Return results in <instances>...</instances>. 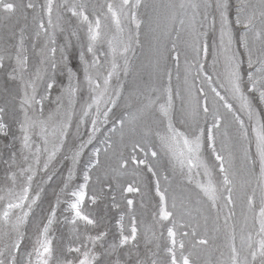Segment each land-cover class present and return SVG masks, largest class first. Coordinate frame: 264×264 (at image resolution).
Returning a JSON list of instances; mask_svg holds the SVG:
<instances>
[{
    "label": "rangeland",
    "instance_id": "obj_1",
    "mask_svg": "<svg viewBox=\"0 0 264 264\" xmlns=\"http://www.w3.org/2000/svg\"><path fill=\"white\" fill-rule=\"evenodd\" d=\"M162 1L163 0H142V4L139 8H132L131 4H133L135 0H130V5L128 9H126V11L129 12V16L127 18L121 16L120 28L122 31L117 29L115 23H113L111 19V14L107 11V4L109 2L113 3V5L116 7V10L119 11L121 0H66V2L65 0H54L53 12L51 15V25L48 23L49 17L46 12V0H31V2L34 3L36 7L34 9L27 10V12H25L23 15L17 14L16 17L10 20H4L0 18V54H4L6 56L5 67L0 69V107L6 108L7 111L4 116V120L9 125L8 135H0V197H3V199H0V213L3 212L10 200H15V194L20 193L22 188L25 186L27 175L32 174L31 172H26L24 176L21 177L20 170L28 168V166L31 165L35 172L29 189V199L25 201V208L13 210L10 216L9 224L6 227L0 226V250L5 251V257L0 258H5L7 264L10 257H8L5 246L11 245L21 235L23 237L21 240V248L19 252L14 253L16 256L15 264H26L27 253L32 252L33 246L35 245L38 236L42 232L43 225L47 223V218L50 215L53 207H55L56 215L52 225H50L49 237L52 239L54 254L58 256L62 250L66 251L68 246L73 245L76 241L73 239V237H71L69 229L73 228V226L68 222V218H70L71 215L70 211L68 210V203L70 202L69 193L70 191L75 190L79 184L83 183V173L89 158L93 155L94 150L100 149L101 160L106 164H110L112 167H117L118 161L121 158V154H123L124 158L128 157L129 153L131 152L132 143L136 142L134 140L135 137L142 138L146 120L143 119V117V122L140 120L139 125L137 124L138 132L136 134H131L128 128L132 125L130 126L128 123V114L133 113V110L137 109L134 108L135 105L140 106V103L144 101V97H141L140 99L138 97L137 99L132 98L129 103H124V101L127 100L124 99V96H126L128 91H132V89H134L132 86V84L134 85L133 74L136 75L140 70H143L146 67V63L143 61L144 59L141 58V56L146 55L145 48L147 43L146 40L148 38V29L146 27V23L149 22L150 14L151 16L158 14V12H154V10L158 4H164ZM182 2L188 3L189 0L165 1L166 4L172 3L174 5L177 3V18L182 17V15L178 14L179 10H181L179 9V5ZM203 2L204 0H201V3ZM208 2L212 6L205 9L203 3V6L201 7V14H203L205 10H207L208 14L211 11L209 15L212 14V18L209 19V17H211L209 15L207 20H203V15L196 17L197 20H199L202 24L204 22L203 27L200 26L201 30H199L200 33L204 34V36L207 35V37L203 38L204 43L202 42L203 44H201L203 46H207L208 44L210 45V43H212L210 20L213 21V18L215 17L216 20L219 21L218 26L220 25L219 15L215 9H212L214 8V4L212 3L214 0H208ZM229 3L231 5L230 19L234 20L237 0H229ZM154 4H156V6ZM74 5L77 6V8H79V6H83L85 13L89 16L90 21L94 22L96 17H99L101 20V38L93 46L94 51L91 53L87 51L90 43L87 31L88 25L86 23H82L78 17L73 16L71 12L68 11V9ZM209 9L210 11H208ZM132 12H135L137 14V18L142 22L139 29H137L131 22ZM182 19H177V21ZM41 21L44 23L46 31L39 29L38 25ZM178 25L179 24L177 22L175 29L176 34L179 33L181 28L180 25ZM158 26L159 24L157 25V28ZM203 28L207 29L204 30ZM38 31L40 32L39 36L36 35ZM73 33H75V35H73ZM242 33L243 29L239 26L234 25L232 27L233 43L231 48L232 51L237 54V57L240 61V73L243 80L242 88L245 94L249 96L250 93L247 91L249 86L247 77V72L249 71L248 49L242 47L238 43ZM21 38H23V48L21 50V55L22 57H27V66L22 73L18 74L17 79L11 80L8 78L7 74L11 71L12 67H15V56L17 54V47L20 44ZM109 41H112V47L109 46ZM248 41L249 46L253 51V58H255L257 55V50L261 47L260 42L255 41L251 33L248 35ZM124 44H130L131 47L127 53L121 55ZM209 45L207 46L209 47L207 49L208 54L201 52V60L199 61V64L196 65V67L195 64L191 62V64L194 65V67H190L191 74L194 78V82L196 83L195 86L198 94H200L199 76L206 80L205 76H210L208 63L213 58L219 56V53L216 49L214 50L213 54L211 53L213 48L210 49L211 46ZM113 47L116 49L115 53L112 51ZM53 48L55 49L54 53L51 51ZM168 48L170 50L169 54L172 55V58L176 56L177 52H180L179 48L173 50L172 43L168 44ZM220 49L222 50L221 47ZM223 52L226 55L229 54L224 50ZM81 54L84 56L83 61L80 59ZM8 56H11L12 59H8ZM94 59H98L100 64L96 67H91ZM125 60H127V66L125 65ZM53 61L56 64L55 69L51 67ZM85 61H87L89 65L87 75H90L95 82L100 84V89H96L94 91V85L91 87L89 86L86 80V73L84 71ZM172 61L170 65L173 64L175 66V60L173 59ZM113 62H115L117 67L109 81L108 91L102 97H100V103L97 106V104L93 103V98L98 96L99 92L103 90L104 77L107 75L108 71L112 70ZM201 65L203 66V72L200 69ZM198 68L200 71H198ZM68 69H72L75 74L71 78L69 76ZM167 69V72L165 71V73L168 74L164 76L165 73H163V83L167 86L164 84L162 86L165 87L163 88V91L166 93V98H168L167 89H171V91H173L171 92L173 106L171 108L172 116L174 112L178 110V90L182 89V86H178L179 88L177 87V85H180V83L176 84V82H178V78L176 77L175 72L172 71L171 68ZM38 71L42 77L41 79H36V73ZM52 72H54L53 80L50 79ZM172 77L173 80L171 81ZM137 78L138 76L135 77L136 80ZM174 79L176 80L174 81ZM32 80H35L36 98L40 99L41 96L45 95L47 98L43 100L42 105L33 104V107L28 109V115L33 120L39 121L47 120L49 114H51L52 119L47 120L45 131L43 132H41V128L38 124L29 130L31 148L25 149L22 146V133L19 129V124L24 119V114L20 108V103L25 91L31 95L32 90L31 88L27 87V82ZM49 82L53 83V88L47 90L46 92V84ZM70 83L76 88V92L72 96H69L66 92V89L69 87ZM175 86L176 93H174ZM83 87L84 89L82 90L81 94V89ZM117 90H119V96L116 95ZM175 95H178L177 98ZM252 98L255 99L254 103L257 106H252L253 116L251 119H249V122L243 129L244 131H247V139H244L241 135L242 130L236 121H234V127L232 128L236 135L234 140L232 142H226L227 144L223 143L224 132L220 130L222 129L221 126L218 129H213V134L215 137V153L212 151V147L209 146V142L206 139V133L205 136L202 137L200 158L204 162V165L207 166V169L211 174L210 177L205 174V168L200 167L192 169L190 174L191 179L189 180L187 167H185L186 169L181 170L179 166L180 177L185 182L183 185L182 183L177 184L170 181L174 179H170V177H168L165 173L166 168L161 166L163 165V159H154L158 165L157 163H155V165L150 162L156 167L155 170L158 173L156 177H153L151 173L147 172L143 166L140 170H138L137 173H134L132 169L135 168V165H129L126 174L122 175V177L120 176V178H122V181L120 182L123 184L124 182H132L135 180L137 182V186L140 187L141 192L129 195V198L134 200V209L132 212H128V210L123 206V201H120L122 205L120 211L125 213V224L127 225L128 223V216L135 215L138 227L140 228L141 237H143L146 232L149 236H151V232L148 230L152 229V225L154 223L153 213L156 210L158 201V197L155 194V180L159 179L160 183L162 180L163 184H160L161 189L167 188L169 205H171L173 198H175L178 207L181 204V201H183V203L187 205V209L191 211L192 217L200 220L201 225H203L204 222L203 219H201L200 214L197 212V209H199L203 215L209 216V230L213 229L214 227H220L221 229L218 233L210 231V235L216 236L214 248L209 252H202L197 264H209V262H211V264H222L228 255V249L226 247V244L228 243V233L233 231L234 228L236 244L239 247L241 235L246 234L248 226L252 222L251 214L248 213L244 205L243 195L244 191L247 189V182H251L253 187L256 185V176L259 173V160L256 153V132L254 129L257 128L259 124L264 123V103L260 102L258 94L253 95ZM113 100H115V104L111 102ZM238 100L241 113L234 115L239 116L240 119L244 121L243 117L246 116L245 113L249 117L248 110L241 106V101L239 98ZM133 101H137L135 103L139 102V104H135ZM199 101L201 104L203 103L202 95ZM144 103H141L143 104L141 106H144ZM89 105H91V107H89ZM97 107H99V114L97 113ZM109 108L112 110L108 114L107 122H105L103 112L107 111ZM72 111H75L78 116L83 114V117L75 123L68 121ZM85 111H87V115H84ZM93 119L97 121V130L95 132H93ZM119 119L125 120L126 126H124L123 129H121L120 124L117 122ZM175 119H173L174 124L176 121ZM233 120L235 119L233 118ZM213 122L214 120L212 122H206L205 127L203 126V128H210ZM64 123H67L68 127L66 129V135L63 139V144L60 147V150L56 153L55 158L49 161L48 157L53 151V146L60 143L61 126ZM140 125L144 128L141 129V127H139ZM176 127L179 128L178 126ZM125 128L127 132H125ZM127 133L128 135L126 136ZM155 135H151L152 138L156 137ZM90 136L92 137V142L88 143ZM45 137L48 139L47 144L44 143ZM149 137L150 136L145 137L147 141H145L143 144L145 149L147 150L148 146L150 147V145L153 144V149L155 148V151H159V147L157 145L158 143L153 141L157 137L154 139H151L150 137V140H148ZM121 142L123 145H126L123 146ZM82 143L85 146L81 149L80 145ZM108 143H111L112 147L108 148L107 153H105L104 150L107 148ZM206 144L207 146H205ZM205 147L210 150V153L206 151ZM229 148L234 150L233 159H230L231 157L229 155L231 154V150H229ZM235 148H237V150ZM37 149H39L38 152ZM78 150L80 151L78 162L74 163L73 156ZM223 150H225V153H221ZM246 152L247 159L245 156ZM11 153H15V164L9 168L8 164H5L4 161L8 160ZM215 154H219L224 157L225 167L230 171V176L235 178L234 180L236 183V205L234 209L236 216L233 217L231 221H229V227L227 229L224 228V217L227 215V209L223 207V198L221 197V200L218 199L217 201L218 209H210V202L206 197H203L202 193L197 187V184H207L209 178H211L212 182L217 185L218 189L222 188V186H220L222 174L219 172V162L215 160ZM143 155V153H138L140 158H144ZM227 155L228 158L226 159ZM24 156H27L28 159L24 160ZM37 157L39 159V163H36ZM253 161L256 164L254 170L252 163ZM45 163L48 164L47 168L44 167ZM13 172L17 175V180L15 183H13L9 178L10 174ZM70 173L72 175L69 181ZM146 173L148 174L147 176ZM91 175L92 180L89 182V191L98 187L95 182L97 171L93 170ZM164 175L168 177L167 182L163 180L165 177ZM49 177H51V179H49ZM66 183L67 188L65 187ZM37 193L39 194L38 198H36ZM219 195L220 193L218 192V196ZM33 198H36V203L32 205L26 221L20 225L19 232H17L16 229L12 227V225L16 222V217L18 215H22L23 211H28L27 205L31 203ZM117 199H120L118 188ZM257 203H259L258 200ZM217 215H219L218 222H216ZM118 216L119 212L116 210H112L107 213V220L111 229L107 238L108 241H112L116 235L117 229L115 227V222L116 219H118ZM189 219L191 218L185 216V220ZM152 230L156 232L157 236H159V232L161 231L159 226ZM83 231L84 229L81 227L80 232ZM201 231H203V228H201ZM72 239L73 242H71ZM159 242L161 245H163L164 237H160ZM151 247L154 251L156 250L154 244ZM140 249L141 252L145 251V241L143 238H141L140 241ZM221 252L224 253V256L220 255ZM161 257H163L162 251ZM32 260L33 264H35L34 254L32 256ZM51 264H55V260H53Z\"/></svg>",
    "mask_w": 264,
    "mask_h": 264
},
{
    "label": "snow or ice",
    "instance_id": "obj_2",
    "mask_svg": "<svg viewBox=\"0 0 264 264\" xmlns=\"http://www.w3.org/2000/svg\"><path fill=\"white\" fill-rule=\"evenodd\" d=\"M66 2V0H65ZM54 0H46V12L49 17V25H51V15L53 12ZM142 4V0H135L131 4L132 8H139ZM130 5V0H121L119 5V11L113 3L109 2L107 4V11L111 14V19L115 23L117 29L122 31L121 16L127 18L129 12L126 11ZM212 5L209 4L208 0H204V7L207 9ZM36 5L31 2V0H0V18L4 20H10L17 16V14L23 15L27 10L34 9ZM170 7L175 8V5H170ZM190 7L193 10L191 17V27L195 30L196 28V17L201 15L198 11L200 4L194 2V0H189L187 4L180 3L179 9L184 10ZM214 9L219 15L220 20V46L226 52L229 53L225 56L226 61V78L230 90L237 96L241 101V106L248 110L249 118L253 116L251 100L249 96L245 94L242 84L243 80L240 73V61L237 54L232 51V27L239 26L243 29L238 43L248 49V93L258 94L260 102L264 103V0H237L235 19H230L231 15V5L229 0H214ZM73 16L80 19L82 23L88 25V39L90 41L87 51L93 52L94 45L101 38V20L96 17L94 22L89 20V16L85 13L83 6H72L68 9ZM26 19V16H25ZM171 19H175V13L171 16ZM208 19V13L205 11L203 13V20ZM131 22L135 25L137 29L141 27V21L137 18L135 12L131 13ZM181 25L185 23L182 19L180 21ZM203 27V24L200 25ZM39 29L46 31L44 23L41 21L38 25ZM252 34L255 41H259L261 47L257 50V55L253 58L252 48L249 46L248 35ZM37 36L40 35L38 31ZM75 35V33H73ZM179 38V37H177ZM109 46L112 47V41H109ZM130 44H124L121 55L127 53L130 49ZM23 48V38L20 40V44L17 47V54L15 56V67L11 68V71L7 74L8 78L11 80L17 79L18 74L22 73L27 66V57H22L21 50ZM176 44L173 43V50H175ZM54 53L55 49H51ZM113 53L116 49L112 48ZM194 51L197 56L203 53H207V47L203 45L197 46ZM12 59L11 56L7 57ZM6 56L0 54V69L5 67ZM66 59V58H65ZM80 59L83 61L84 56L81 54ZM178 59V57H177ZM84 71L86 73V80L89 86H93V90L100 89V84L95 82L90 75H87L89 65L85 61ZM100 64L98 59H94L91 67H96ZM125 65L127 66V60H125ZM51 67L55 69L56 64L53 61ZM117 65L115 62L112 64V70L107 72L104 77L103 84L104 88L98 94V96L93 98V103H100V97H102L108 91V85L111 77L113 76ZM203 70V66H200ZM70 78L75 74L72 69H68ZM22 78V77H21ZM39 71L36 73V79H41ZM205 79L211 82V76H205ZM27 87L31 88V95L27 91L21 98L20 108L23 111L24 119L19 124V129L22 133V146L25 149H30V135L29 130L36 126L37 124L41 128V132L45 131V126L47 120H51L52 116L49 114L47 120H33L28 115V109L35 105H42L44 99L47 96H41L40 99L36 98V86L35 80L27 82ZM53 88V83L49 82L46 84V92ZM69 96H72L76 92V88L69 84L66 89ZM168 98L166 103L160 104L158 111L162 114L164 118L167 119V131L165 134L156 133L157 139L159 140L160 146L166 149L172 158L179 164L181 170L185 167L188 169L189 180L191 179V172L193 168H205V174L210 177V172L207 166L200 158V152L202 147V137L205 136L209 142V146L212 147V151L215 153L214 147V134L213 129H218L220 127L222 117L217 113L214 114V122L210 128H199L191 134H186L184 131L180 130L173 123L171 116L172 108V95L171 89H167ZM216 97L220 101H223L224 108L228 112H232L233 106L225 100V97L220 94L215 88L212 89ZM200 94L204 96V101L201 104L197 100V104L202 108L205 115L209 113V107L207 102V95L204 93L203 89H200ZM116 95L119 96V90H117ZM115 104V100L111 101ZM156 101L152 100L149 104L145 105L143 108L138 109L139 114L129 113L128 123L132 125L129 128L131 134L137 133V124L143 118V114L146 113ZM27 106V107H25ZM91 107V105H89ZM42 110V109H41ZM112 109H108L103 112L105 122H107L108 114ZM6 108L0 107V135L7 136L9 132V125L5 122L4 116L6 114ZM97 113L99 114V107H97ZM85 111L84 115H87ZM199 113H197L198 115ZM235 121L240 125L241 135L244 139H247V131H244V121L240 119L239 116L234 115ZM121 129L125 126V120L119 119L117 121ZM97 121L92 120L93 132H95ZM68 127L67 123L61 126L60 131V143L53 146V151L49 154L48 160L51 161L55 158L56 153L60 150L63 144L64 136L66 135V129ZM115 130V129H113ZM256 132V153L259 160V173L256 176V185L252 186L251 182H247V189L244 191L243 202L248 211L251 214V224L248 226L246 234L240 237V246L236 244L235 230L228 233V243L226 247L228 249V255L222 262V264H264V123L259 124L257 128L254 129ZM152 135V130L146 128L143 130V136L148 137ZM92 142V137H89L88 143ZM44 143H48L47 137L44 138ZM85 145L82 143L80 148L82 149ZM111 143L107 144L105 148V153H107L108 148H111ZM39 149H37V152ZM138 153H143L144 158H140ZM149 154L151 158L155 159L158 157V152L155 150H146L145 146L139 142H133L131 146V152L127 158L123 157L118 161L117 167H112L110 164H106L101 160L100 149H95L93 155L89 158L86 164L85 171L83 173V183L79 184L75 190L70 191L69 197L70 202L68 203V210L70 211V218L68 222L73 226V233L75 243L67 247L66 251H61L57 256L54 254V249L52 246V239L49 237L50 225H52L56 210L55 207L52 208L50 215L47 218V223L43 225L42 232L38 236L35 245L33 246L32 252L27 253L26 264H33L32 256L35 255V264H51L55 260V264H197V261L202 252H209L214 248L216 236L210 235V231L218 233L220 232V227H214L209 230L208 221L209 216L203 215V213L197 209L200 214L201 219H203V225H201L200 220L192 217L191 211L187 209V205L181 201V204L177 205L175 198L171 205L168 202L167 188L161 189L160 180H155V194L158 197L156 210L153 213L154 223L152 229L157 226L161 229L159 236L152 229L148 231L151 232V236L146 232L143 237H141L140 228L138 227L137 219L135 215L128 216V223L125 224V213L121 212L122 207L121 202L123 201V206L132 212L134 209V200L129 198L130 194H137L141 192L137 182L133 180L132 182L120 183V176L125 175L129 165H135L133 169L134 173L143 166L147 172L151 173L153 177L157 176L155 166L150 163L148 157ZM80 151H76L73 156L74 163L78 162V157ZM247 159V152L245 153ZM28 157L24 156V160ZM215 160L219 162L218 169L222 174L221 186L222 189L212 182L209 178L207 184H197L203 197H206L210 202V209H217V201L221 197L223 198V207L227 209V215L224 217V228L229 227V221L236 216L235 205V191L236 183L233 177L230 176L228 168L225 167V159L222 155L215 154ZM8 164L9 168L15 164V153L9 155L8 160L4 161ZM36 163H39L37 157ZM253 170L256 167L253 161ZM45 168L48 164L45 163ZM96 170V184L97 188L89 191V182L92 180V171ZM26 172H31V175H27L25 180V186L22 188L21 192L15 194V200H10L3 212L0 213V226H7L10 221V216L12 211L15 209H24L25 201L29 199V189L33 180L35 172L31 165L28 168L20 170V176L23 177ZM71 173L69 174V181L71 179ZM13 183L17 180L16 173H11L10 177ZM51 179V177H49ZM165 180L168 179L167 176L164 177ZM67 188V183L65 185ZM117 188L119 189V197L117 199ZM218 192L220 195L218 196ZM38 193L37 197L38 198ZM36 198L31 200V203L27 205L28 211H23L22 215L16 217V222L12 225L17 232H19V227L23 224L28 215L33 204L36 203ZM3 199V197H0ZM257 200L259 203H257ZM102 206V207H101ZM116 210L119 212L118 219H116L115 227L117 229L116 235L112 241H108V235L111 231L108 220L107 213L109 211ZM185 216L191 219L185 220ZM247 219V217H246ZM219 220V215L216 217V222ZM83 227L84 231L80 232V228ZM203 228V231H201ZM160 237H164L163 245L159 242ZM141 238L145 241V251L141 252L140 241ZM22 235L19 236L11 245H6V250L8 253V264H15L16 256L15 252H19L21 248ZM154 244L155 251L151 247ZM99 249V250H97ZM161 251L163 252V257H161ZM224 256V253H220ZM0 257H5V251L0 250ZM0 264H5V259L0 258ZM211 264V262H209Z\"/></svg>",
    "mask_w": 264,
    "mask_h": 264
},
{
    "label": "bare ground",
    "instance_id": "obj_3",
    "mask_svg": "<svg viewBox=\"0 0 264 264\" xmlns=\"http://www.w3.org/2000/svg\"><path fill=\"white\" fill-rule=\"evenodd\" d=\"M165 1L167 2V0L162 1L165 5L164 4H160V5L158 4V6L155 7L156 4H154L155 5L154 6L155 7L154 12L157 11L158 12L157 15H154V16L153 15L151 16V14L149 15V18H150L149 22L146 23L147 24L146 27L148 29V38L146 40L147 43H146V48H145L146 55H144L142 53L144 56H141V58L144 59L143 61L146 63V67L143 70H140L136 75L133 74L134 85L132 84V86L134 89H132V91H128L126 96L123 95L125 97V98L124 97L123 98L125 100L127 99L126 101H124V103H129V101H131L132 98L137 99V97H138L140 99L141 97H144V101L141 102V100H140V102L141 103L145 102L144 103V106H145V105L149 104L150 101L155 100L156 103L153 104L151 106V108L146 113L143 114V117H144L143 119L146 120L144 127H145V129L150 128L152 130V133H153L152 135H155V133H157V132H159L160 134H165L167 131V128H166L167 119L162 116V114L158 111V108H159L160 104H164L167 101V98L165 97L166 93H164V91H163V88H165V87L162 86L164 84L163 83V73H165L167 68H169V69L171 68V70L175 72V75L178 78L177 79L178 82H176V84L180 83V85H177V87L182 86L181 87L182 89L178 90L179 96L177 95L179 98V99H177V101H178V103H177L178 110L177 111L178 112L176 111L172 115L173 119L176 118L175 119L176 120L175 126H178L179 129L184 131L186 134L191 135L197 129V126L199 128H203V126L205 127L206 122H209V121L212 122L214 120V114L218 113L222 117V121L220 124L222 129H220V130L224 132L223 143L227 144L230 141L232 142L234 140L235 135H236L235 132L232 130V128L234 127L233 124L235 121V120H233V118H234L233 116H234V114H240L241 109L238 105V101H239L238 97L235 96L232 93V91L230 90V86L228 85V81L226 78V61H225L226 54L223 52V49L222 50L220 49V47H221L220 46V27H219L220 25L218 26L219 21H217L215 17L213 18V21L210 20L211 21L210 29H211V35H212V40L211 39L210 40L212 41V43H210V45L209 44L208 45L211 46L210 49L213 48V50L211 52L212 54H213L215 49L219 53V54L217 53L219 55L218 57L213 58L208 63V69L210 71V76H211V82L204 80L201 76H199V78H200V82H199L200 86L199 87H200V89L202 88L204 93L207 95V102H208V107H209V113L207 115H205L202 111V108L199 107L197 104V100H200L201 94H198V91L196 89V86H195L196 83L194 82V78L191 74V68H192V66L194 67L193 64H195V67H196V65H198L199 61L201 60V54L199 56H197L194 49L197 46L204 43L203 38L207 37V35L204 36V34L200 33L199 30H201L200 29L201 28L200 27L201 22L199 20H197V18H196L197 23H196L195 30L191 27V17L193 14V10L190 7L186 8L184 10H179L178 14L182 15L183 20L185 21V23L183 25H181V23H180L181 20L177 21V19H180V18L182 19V17L177 18V12H178V9H176L177 3L174 4L175 8H172V7H170V5H173V4L172 3L166 4ZM194 2L200 4V8L198 11L200 13H202L201 7L203 6L202 4L204 2L201 3V0H194ZM184 3L187 4V2H184ZM212 3L214 4V2H212ZM208 8H210V7H208ZM151 9H150V11H151ZM212 9H214V8H212ZM205 11H207V10H205ZM208 11H210V9ZM173 13H175V19H171V16L173 15ZM210 13H211V11L209 12V14ZM201 15H203V14H201ZM209 16H211V17H209V19L212 18V14ZM157 17H158V19H157ZM202 18H203V16H202ZM177 22L181 27L178 34L175 33ZM157 23L159 24L158 28H157V25H158ZM203 24H204V22H203ZM205 29H207V28H205ZM177 30H178V28H177ZM203 31H201V32H203ZM207 32H209V31H207ZM177 37H179V38H177ZM169 43H172V44L175 43L176 44L175 50L177 48H179V51H180L179 53L177 52L176 56L173 58L171 57L172 55L169 54L170 53L169 52L170 50L168 48ZM208 48L209 47H207V49ZM177 57H178V59H177ZM173 59L175 60V66L176 67L173 64L170 65L171 61ZM172 62H174V61H172ZM191 62H193V64H191ZM198 71H200L199 68H198ZM166 74H168V73H165L164 76ZM137 76H138V78L136 80L135 77H137ZM173 77H172V79L170 78L171 81L173 80ZM167 78H168V76H167ZM50 79H52V80L54 79V72L51 73ZM175 80L176 79H174V81ZM165 86H167V85H165ZM170 88H171V86H170ZM172 88H173V86H172ZM211 88L212 89L215 88L218 92H220L221 95H223L225 97V100L228 103L232 104V106H233L232 112H228V110L226 108H224V106H223L224 102L220 101L219 98L216 97L215 93L212 92ZM83 89H84V87L81 89V94H82ZM171 92H173V91H171ZM174 93H176V86H175V92ZM253 95H256V94H254V93L249 94V97L251 100V105L257 106L254 103L255 99L252 98ZM177 96H176V98H177ZM203 101H204V96H203ZM135 102H137V101H135ZM141 103H140V106L138 105L139 107L137 105H135L134 108H137V109L133 110L134 114H139L137 112V110L144 107V106H141V105H143ZM135 104H139V102L135 103ZM119 105H121V104H119ZM130 111H132V110H130ZM197 113H199V114L197 115ZM245 115L246 116L243 117L244 127L246 126V124L249 122V119H250L246 113H245ZM82 117H83V114L78 116V114L75 111H72V113L69 116L68 121L75 123V122L79 121ZM143 119H141V122H143ZM139 122H138V125H139ZM139 127H141V129L144 128L141 125ZM138 130H140V129H138ZM160 130H161V132H160ZM125 132H127L126 128H125ZM127 135H128V133L126 134V136ZM124 136H125V134H124ZM150 137H151V139H154L157 136L152 138V136L150 135ZM150 137L148 140H150ZM122 139H120V140H122ZM124 139H126V138H124ZM134 140L139 141L142 144H144L146 141V138L144 137L142 139V138H136L135 137ZM119 141H118V145H119ZM153 141L158 143L157 145L159 147V151H157L158 152L157 158L163 159V165H161V166H164L166 168L165 173L167 174V176L170 177V179H174V180H170V181L175 182L177 184L182 183L184 185L185 182L180 177L179 164L172 158V155L166 149H164L160 146L159 140L157 138ZM204 143H205V141H204ZM204 143H203V145H204ZM121 144H122V142H121ZM125 145H123V146H125ZM205 146H207V144ZM154 149H153V144L150 145V147L148 146V148H147V150H154ZM205 149L208 153H210L209 149H207L206 147H205ZM235 149L237 150V148H235ZM229 150H231V154L229 155L231 157L230 159H233L234 158V150L231 148H229ZM221 153H225V150H223ZM149 156H150V154H149ZM143 157H144V155H143ZM227 158H228V155H227L226 159ZM148 159L153 164L157 163L154 161L153 158H151V156H150V158L148 157ZM115 165H117V164H115ZM157 165H158V163H157ZM184 169H186V168H184ZM147 175L148 174L146 173V176ZM121 179L122 178H120V181H122ZM163 180L165 182H167V180H165V179H163ZM162 182L163 181L161 180V183ZM167 184H169V183H167ZM69 229H70L71 237H73V239H74L73 228H69ZM73 239L71 242H73ZM3 259H5V258H3ZM5 264H7L6 259H5Z\"/></svg>",
    "mask_w": 264,
    "mask_h": 264
}]
</instances>
